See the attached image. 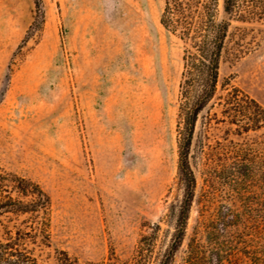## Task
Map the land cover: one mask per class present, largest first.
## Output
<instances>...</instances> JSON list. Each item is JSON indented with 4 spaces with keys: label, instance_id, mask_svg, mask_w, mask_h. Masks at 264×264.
Segmentation results:
<instances>
[{
    "label": "rangeland",
    "instance_id": "374dc122",
    "mask_svg": "<svg viewBox=\"0 0 264 264\" xmlns=\"http://www.w3.org/2000/svg\"><path fill=\"white\" fill-rule=\"evenodd\" d=\"M164 6L0 0V169L51 197L50 242L29 244L46 264H132L145 236L141 264H159L170 244L184 196L182 112L200 86L183 96L185 44L161 24ZM228 18L217 91L195 125V197L172 264L223 253L236 264L245 244L232 238L233 212L264 196L257 176L238 181L236 166L240 150L254 171L264 156V0H237ZM253 215L240 229L248 247L264 232Z\"/></svg>",
    "mask_w": 264,
    "mask_h": 264
},
{
    "label": "trees",
    "instance_id": "16d2710c",
    "mask_svg": "<svg viewBox=\"0 0 264 264\" xmlns=\"http://www.w3.org/2000/svg\"><path fill=\"white\" fill-rule=\"evenodd\" d=\"M36 3L39 7L40 0H36ZM219 4L220 0H165L160 19L163 27L185 44V71L181 84L183 96L187 98L195 86H200V93L192 107L182 112V126L179 129V174L184 185V196L175 231L159 264H172L180 250L195 197L196 177L189 159L195 125L199 113L217 91L220 59L231 24L228 17L233 15L237 0H223V11L227 18L221 20L218 19ZM253 159L255 158H248L244 150H240L236 159L238 181L243 182L255 175L264 191V156L260 158L259 170L256 171L254 164L257 165V162ZM256 205V209H247V205L243 212H233L231 224L238 231L232 238L235 237L238 242L245 244L239 250L242 257H235L236 264H264V232L260 231L256 245L248 247L245 233L240 231L242 225L244 230L248 226L244 214L249 216L254 213L264 227V196ZM51 206V197L39 184L0 169V264H46L35 256L29 244H49ZM144 240L132 264H141L149 255L152 238L145 236ZM62 253L65 255V252ZM222 256L217 262L210 263L224 264V260L234 262V255ZM188 264H196L194 257Z\"/></svg>",
    "mask_w": 264,
    "mask_h": 264
}]
</instances>
